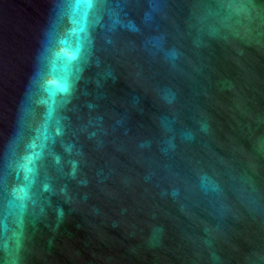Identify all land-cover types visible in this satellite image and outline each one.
I'll use <instances>...</instances> for the list:
<instances>
[{
  "label": "water",
  "instance_id": "water-1",
  "mask_svg": "<svg viewBox=\"0 0 264 264\" xmlns=\"http://www.w3.org/2000/svg\"><path fill=\"white\" fill-rule=\"evenodd\" d=\"M0 264H264V0H0Z\"/></svg>",
  "mask_w": 264,
  "mask_h": 264
}]
</instances>
